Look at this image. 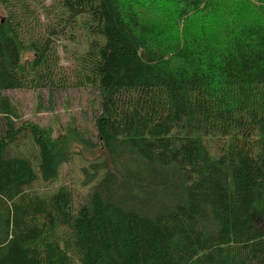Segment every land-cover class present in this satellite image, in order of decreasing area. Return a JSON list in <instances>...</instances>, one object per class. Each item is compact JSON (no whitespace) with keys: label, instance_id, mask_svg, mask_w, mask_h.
<instances>
[{"label":"trees","instance_id":"16d2710c","mask_svg":"<svg viewBox=\"0 0 264 264\" xmlns=\"http://www.w3.org/2000/svg\"><path fill=\"white\" fill-rule=\"evenodd\" d=\"M0 8V264H264V0ZM15 91L92 95L94 132H65L94 158L77 192L33 191L72 156Z\"/></svg>","mask_w":264,"mask_h":264},{"label":"rangeland","instance_id":"374dc122","mask_svg":"<svg viewBox=\"0 0 264 264\" xmlns=\"http://www.w3.org/2000/svg\"><path fill=\"white\" fill-rule=\"evenodd\" d=\"M160 4L150 1V7H157ZM163 6V4H161ZM160 5V6H161ZM162 11V10H160ZM5 12L0 8V19L5 18ZM160 14V13H159ZM147 15L151 18L158 17V10H147ZM2 17V18H1ZM228 15H223L220 19L216 39L221 38L224 41L229 39L226 29L230 26ZM82 35V34H81ZM238 34H234L232 39L240 38ZM228 42V41H227ZM76 45L70 44L67 49L60 48L61 64L64 67H72L73 63H69V58L75 50ZM33 55L27 54L26 59L32 58ZM14 100L19 113L24 120L35 123L53 133L52 138L56 141V146L59 149H64L70 153L71 160L69 163L60 168L59 181L55 184H46L40 177L33 187V191L42 196H50L61 187H68L76 191L80 184L79 167L83 165L82 160L85 158L92 160V156L84 147L76 143L72 137L65 136L67 127L75 126L80 131L94 132V109L92 95L86 92H59L49 94L48 92H33V91H15L8 93ZM23 155L32 160L37 167V159L39 157L38 150L33 143L29 141L23 151ZM81 156V157H80ZM259 227H264V221H259Z\"/></svg>","mask_w":264,"mask_h":264}]
</instances>
